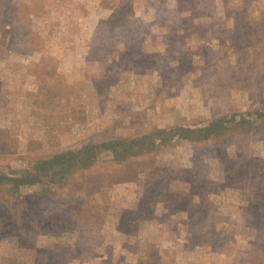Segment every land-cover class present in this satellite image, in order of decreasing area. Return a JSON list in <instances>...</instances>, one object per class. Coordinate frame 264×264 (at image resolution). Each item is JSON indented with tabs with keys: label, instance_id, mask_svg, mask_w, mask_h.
I'll list each match as a JSON object with an SVG mask.
<instances>
[{
	"label": "rangeland",
	"instance_id": "374dc122",
	"mask_svg": "<svg viewBox=\"0 0 264 264\" xmlns=\"http://www.w3.org/2000/svg\"><path fill=\"white\" fill-rule=\"evenodd\" d=\"M0 264H264V0H0Z\"/></svg>",
	"mask_w": 264,
	"mask_h": 264
},
{
	"label": "trees",
	"instance_id": "16d2710c",
	"mask_svg": "<svg viewBox=\"0 0 264 264\" xmlns=\"http://www.w3.org/2000/svg\"><path fill=\"white\" fill-rule=\"evenodd\" d=\"M215 127H217V125H214ZM214 128H212L211 126H204L202 127V130H209L208 132L212 131Z\"/></svg>",
	"mask_w": 264,
	"mask_h": 264
}]
</instances>
